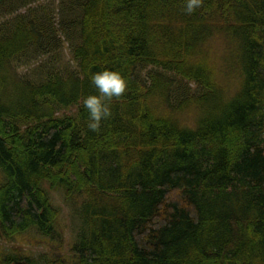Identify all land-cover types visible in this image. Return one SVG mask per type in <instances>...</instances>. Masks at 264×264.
Listing matches in <instances>:
<instances>
[{"label": "trees", "instance_id": "16d2710c", "mask_svg": "<svg viewBox=\"0 0 264 264\" xmlns=\"http://www.w3.org/2000/svg\"><path fill=\"white\" fill-rule=\"evenodd\" d=\"M20 1L0 28V238L57 235L49 187L84 199L73 258L0 264H264V0H73L62 27ZM76 27L78 72L18 74Z\"/></svg>", "mask_w": 264, "mask_h": 264}, {"label": "rangeland", "instance_id": "374dc122", "mask_svg": "<svg viewBox=\"0 0 264 264\" xmlns=\"http://www.w3.org/2000/svg\"><path fill=\"white\" fill-rule=\"evenodd\" d=\"M20 0H11L7 4V10L0 18V28L11 21L16 15L27 11L25 7H18ZM73 0H37L32 3L33 7H45L53 9V16L57 21V25L62 27V11L72 6ZM12 8L13 11L10 10ZM75 38L69 39L64 36L61 40H57V46L53 50L30 49L22 54L17 61L15 67L19 75L28 79L44 78L49 72L60 70L62 73L78 72L79 64L72 56V41L75 42L79 37L78 28L74 29ZM64 39V41H63ZM154 70L151 66H142L139 68V76L147 81L148 74ZM173 75V74H171ZM193 89L200 91L201 88L195 83H191ZM75 106H68L62 109L61 113H75ZM4 180V176L0 173V182ZM50 197L53 204L60 210V217L57 226V235L55 237H45L41 235L36 228H31L25 233L16 236L13 239L0 238V252L2 253H20L24 256L52 258L54 256L74 257L73 247L77 241L79 229L82 225L80 217L81 204L84 199L82 195H77L68 199L63 189L52 190Z\"/></svg>", "mask_w": 264, "mask_h": 264}]
</instances>
